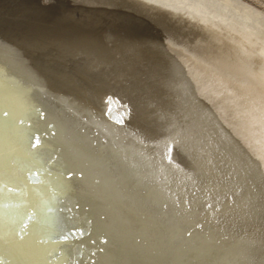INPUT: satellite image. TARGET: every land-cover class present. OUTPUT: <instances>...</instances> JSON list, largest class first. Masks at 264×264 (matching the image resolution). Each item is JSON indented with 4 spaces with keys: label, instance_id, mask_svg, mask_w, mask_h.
I'll use <instances>...</instances> for the list:
<instances>
[{
    "label": "bare ground",
    "instance_id": "6f19581e",
    "mask_svg": "<svg viewBox=\"0 0 264 264\" xmlns=\"http://www.w3.org/2000/svg\"><path fill=\"white\" fill-rule=\"evenodd\" d=\"M73 1L0 0V103L25 121L0 127L10 264H264V15L242 0Z\"/></svg>",
    "mask_w": 264,
    "mask_h": 264
},
{
    "label": "snow or ice",
    "instance_id": "6c2138e0",
    "mask_svg": "<svg viewBox=\"0 0 264 264\" xmlns=\"http://www.w3.org/2000/svg\"><path fill=\"white\" fill-rule=\"evenodd\" d=\"M0 49H2V45H0ZM112 98L109 97L108 98V103H111ZM34 111L38 112L41 117H43V113L40 112L39 108H35V106H33ZM124 108V113L123 114H118L117 116V122L118 123H123L124 122V118L125 116L129 115L131 112V109L128 107L127 104L123 105ZM110 110V109H109ZM7 117L8 119L5 120L4 118ZM20 123L23 124L25 123L24 119H21L19 117H16L12 111L10 109H5L3 107V104L0 103V127H2L5 123H8L10 125H15L16 123ZM35 143L32 145V147H36L39 143H40V139L39 137H35ZM198 137L195 136V134L192 135L191 137V143L193 146V156H197L199 154L200 149L203 148V145H199V148L197 147L196 141H197ZM184 142V138L183 137H179L178 135H173L171 137H165L162 140V143L165 146V151L161 153V159L163 160H167L169 162H171V157H172V152H173V147L174 145H179L181 143ZM209 163H211L209 161ZM39 170L38 169H29L28 170V179H31L32 175H35ZM165 180L167 179V177H164ZM189 179H191V177H189ZM214 187V186H213ZM14 185L12 183V177L11 175L6 176L5 172L2 169V166H0V201L3 200V196L6 192H12L14 191ZM200 190V189H198ZM202 191L204 192V195L206 197H208L211 200L216 201V203H219V201L217 200L214 192H213V188H209V187H205L202 189ZM193 195L195 196V193H193ZM242 195V188H237L235 189L231 195L225 196V201L227 203V206H233L234 205V198H239ZM184 203L186 205L189 206V208L191 207V201H187L185 200ZM8 207L7 203H3L0 202V209H6ZM204 207L206 209H212L213 211H220L219 208L216 207V204L214 203H209L208 200H205L204 202ZM247 207V206H245ZM247 214V212L245 213ZM35 222V213L33 210H29V212L25 215L24 217V222L22 223V226L19 229H16V236H17V240L18 242H23L25 239V235L28 234L29 231V227L31 224H33ZM200 225H197V228H199ZM67 233L64 234L63 238L67 239ZM187 236L191 237L193 235L192 231L189 230L186 233ZM226 238V237H224ZM44 241L42 239H37L36 243L37 244H41ZM217 243H219V241H216ZM49 255H52V253L50 252ZM70 255V253H69ZM12 256V252L10 249H8L6 247V241L4 239V237L2 235H0V264H10V258Z\"/></svg>",
    "mask_w": 264,
    "mask_h": 264
},
{
    "label": "rangeland",
    "instance_id": "374dc122",
    "mask_svg": "<svg viewBox=\"0 0 264 264\" xmlns=\"http://www.w3.org/2000/svg\"><path fill=\"white\" fill-rule=\"evenodd\" d=\"M39 0L40 4H43L46 0ZM243 2H246L247 5H249L250 7L251 6H254L252 8H255V9H258L263 15H264V0H242ZM69 3H73L74 1L73 0H68ZM192 2V1H191ZM259 3V4H258ZM263 4V5H262ZM261 7V8H260ZM263 8V9H262ZM9 22L7 21L6 18H4L2 16V14H0V25H8ZM178 27V26H177ZM254 67V66H252ZM253 69V68H252Z\"/></svg>",
    "mask_w": 264,
    "mask_h": 264
}]
</instances>
